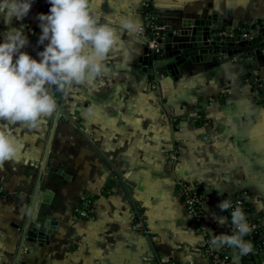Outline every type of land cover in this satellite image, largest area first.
I'll return each mask as SVG.
<instances>
[{
    "label": "crops",
    "instance_id": "1",
    "mask_svg": "<svg viewBox=\"0 0 264 264\" xmlns=\"http://www.w3.org/2000/svg\"><path fill=\"white\" fill-rule=\"evenodd\" d=\"M142 2L97 0L113 21L131 17L139 25ZM152 4L165 34L212 21L232 36L241 27L251 28L252 38L263 35L254 25L264 22V0ZM50 8L48 0H33L29 14L13 20L29 39L22 51L36 59L48 43H39L38 16ZM6 29L0 19V43ZM120 35L119 50L94 85L67 96L54 89L52 116L36 128L10 126L24 148L19 161L0 166V264H155L153 257L207 264V243L225 249L230 264H246L239 249L211 241L213 233H230L229 214L219 205L241 191L250 193L251 210L263 218L264 237V41L232 57L215 54L171 70L152 63L150 74L148 38ZM254 77L261 80L259 95L248 82ZM172 151L179 152L173 166ZM179 180L198 184L207 198L200 228L185 211ZM81 197L91 201L93 219L77 213ZM134 209L151 236L135 229ZM222 217L229 220L221 224ZM47 218L53 229L43 223ZM29 230H50L48 243L29 241ZM258 262L264 264V249Z\"/></svg>",
    "mask_w": 264,
    "mask_h": 264
},
{
    "label": "clouds",
    "instance_id": "2",
    "mask_svg": "<svg viewBox=\"0 0 264 264\" xmlns=\"http://www.w3.org/2000/svg\"><path fill=\"white\" fill-rule=\"evenodd\" d=\"M49 14L38 19L42 35L39 43L48 41L39 59L22 51L29 44L23 26L13 27V20H22L33 0H0V19L7 25L0 43V166L19 161L24 145L10 131L22 124L36 128L58 108L56 95L65 96L74 88L94 85L107 71L110 54L121 46V33L138 34L139 22L122 17L118 22L105 14L97 0H48ZM222 211L233 209L230 200L219 205ZM231 233L215 235L212 244L228 246L248 254L252 244L246 240L252 227L245 211L236 206L230 213ZM229 220L220 218L223 224Z\"/></svg>",
    "mask_w": 264,
    "mask_h": 264
},
{
    "label": "built area",
    "instance_id": "3",
    "mask_svg": "<svg viewBox=\"0 0 264 264\" xmlns=\"http://www.w3.org/2000/svg\"><path fill=\"white\" fill-rule=\"evenodd\" d=\"M143 22L140 25L139 35H144L148 38L149 48L154 55H161L167 43V37L165 32L156 23V14L153 9L152 0H143L141 5ZM254 28L263 29L264 22H258L254 25ZM237 31L242 35L244 39H251V28H238ZM222 32L220 35H225ZM251 84L253 91L256 94L261 93V80L257 77L253 79H248ZM54 92V89H53ZM184 111L194 113L190 111L188 107H183ZM197 119L201 117L196 115ZM179 150V149H178ZM179 158L178 151H172L168 157V164L173 166ZM177 187L179 191V196L181 198L182 204L185 208L186 213L193 223L199 226L200 222L204 216L205 206L207 204V198L201 192L200 187L196 183L186 182L183 180L177 181ZM225 199L231 201L233 209L236 206H240L246 213L247 220L252 227L251 233L245 237L246 240L250 241L252 244V250L248 254H243L249 260L247 264H260L258 260L261 258L264 249V237H263V218L254 215L251 210V195L248 191H241L233 196H229ZM233 209H229V217L231 219L230 213ZM77 213L81 218L93 219L94 210L92 203L87 197H81L80 205L77 208ZM134 227L137 231L141 232L146 236H151L150 230L147 228L144 220L141 217L139 210L134 209ZM232 225L230 224V231ZM202 232H207L205 228L201 227ZM205 254L208 258L207 264H230L229 256L226 254L225 249H219L213 247L210 243H207L205 248ZM149 262L155 264H182L180 262H174L168 260L166 257H153L149 259ZM195 264V263H187Z\"/></svg>",
    "mask_w": 264,
    "mask_h": 264
},
{
    "label": "water",
    "instance_id": "4",
    "mask_svg": "<svg viewBox=\"0 0 264 264\" xmlns=\"http://www.w3.org/2000/svg\"><path fill=\"white\" fill-rule=\"evenodd\" d=\"M263 35L260 38L244 39L238 32L237 36L230 35L226 31L225 35H220L223 31L222 25H217L212 21L195 22L192 29L187 32H172L166 29L167 43L161 55H154L151 50L147 49L145 65L150 66V74L153 73V66L156 70L165 67L173 69L184 64L187 60L192 62L206 61L213 59L215 54H223L232 57L235 54L244 52L245 47H255L264 41V28L261 29ZM256 55L262 56V49L255 50ZM153 63V66H152ZM52 131L49 139V145L53 136ZM40 222L38 216L34 218ZM46 227L53 229L55 223L49 218L43 220ZM50 230L46 232H27L28 240L31 242L38 241L41 244L48 243Z\"/></svg>",
    "mask_w": 264,
    "mask_h": 264
},
{
    "label": "trees",
    "instance_id": "5",
    "mask_svg": "<svg viewBox=\"0 0 264 264\" xmlns=\"http://www.w3.org/2000/svg\"><path fill=\"white\" fill-rule=\"evenodd\" d=\"M230 233H231V231H230ZM244 260H245V263L247 264V263H249V260L246 258V256H244Z\"/></svg>",
    "mask_w": 264,
    "mask_h": 264
}]
</instances>
